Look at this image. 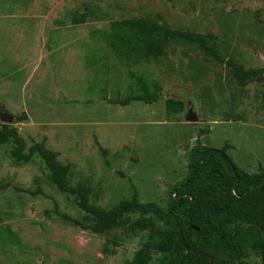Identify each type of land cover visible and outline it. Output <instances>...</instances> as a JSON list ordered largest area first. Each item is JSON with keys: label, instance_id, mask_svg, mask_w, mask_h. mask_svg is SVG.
I'll list each match as a JSON object with an SVG mask.
<instances>
[{"label": "rangeland", "instance_id": "obj_1", "mask_svg": "<svg viewBox=\"0 0 264 264\" xmlns=\"http://www.w3.org/2000/svg\"><path fill=\"white\" fill-rule=\"evenodd\" d=\"M167 29L201 34L214 55ZM226 60L264 69V0H0V110L12 116L0 134L23 154L48 151L104 214L133 194L163 209L196 144L264 170V74L241 85ZM15 146L0 143V264H156L167 253L151 214L121 211L93 232L37 151L15 161ZM240 264L261 263L245 249Z\"/></svg>", "mask_w": 264, "mask_h": 264}, {"label": "trees", "instance_id": "obj_2", "mask_svg": "<svg viewBox=\"0 0 264 264\" xmlns=\"http://www.w3.org/2000/svg\"><path fill=\"white\" fill-rule=\"evenodd\" d=\"M164 36L199 41L202 49L214 55L205 46L201 34L167 29ZM135 38L144 47L143 39ZM225 64L233 70L241 85L252 76L264 74V69L243 71L230 60ZM8 137L16 144L10 150L15 161H26L32 151H37L56 188L76 196L80 209L92 218L93 232L105 228L121 211L151 214L158 219L168 230V251L156 264H240L245 249L264 264V170L255 174L242 170L226 154V146L220 149L205 148L200 144L193 146L187 173L172 188L163 209L153 203H140L133 194L104 214L100 208L88 204L82 187L67 184L48 151L35 146L28 154H23L21 141L10 131L0 134V143H5Z\"/></svg>", "mask_w": 264, "mask_h": 264}, {"label": "water", "instance_id": "obj_3", "mask_svg": "<svg viewBox=\"0 0 264 264\" xmlns=\"http://www.w3.org/2000/svg\"><path fill=\"white\" fill-rule=\"evenodd\" d=\"M11 120L12 116L10 114H8L5 110H0V122L9 123ZM184 120L187 122H192L196 120V116L190 109H188L184 116Z\"/></svg>", "mask_w": 264, "mask_h": 264}]
</instances>
